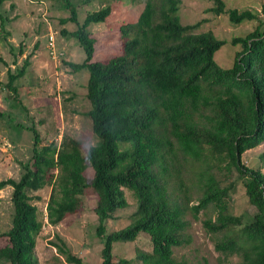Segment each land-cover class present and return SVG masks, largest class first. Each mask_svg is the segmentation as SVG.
I'll list each match as a JSON object with an SVG mask.
<instances>
[{
    "label": "trees",
    "instance_id": "16d2710c",
    "mask_svg": "<svg viewBox=\"0 0 264 264\" xmlns=\"http://www.w3.org/2000/svg\"><path fill=\"white\" fill-rule=\"evenodd\" d=\"M6 1L0 0V7ZM63 2L68 17L62 22L75 29L61 33L74 38L84 52L82 61L64 65L73 74L88 73L87 115L98 143L58 160L54 144L41 146L33 125L16 124L32 133V155L20 164L18 179L0 180V191L11 188V226L0 235L6 239L0 249L6 261L38 264L35 245L43 221L33 202L40 200L36 192L49 187L45 217L50 226L84 211L87 190L102 199L92 209L95 234L102 241L98 264H128L113 256V244L134 242L141 235L150 246L148 251L137 250L142 264H187L173 258V248L185 242L184 216L192 211L196 217L209 208L214 217H207L202 226L212 236L214 249L237 256L239 264H264V173L241 161L245 151L264 142V3L261 20L249 10L225 9L222 0H213L209 10L226 14L234 25L258 21L248 34L228 42L211 31L196 32L201 22L182 25L180 0H146L136 21L119 27L120 53L95 60L96 39L88 27L104 23L111 6L88 12L80 22L77 6L71 0ZM5 20L0 14V28ZM227 43L239 50L232 65L223 68L214 54ZM30 57L15 73L7 70L6 88L14 95L15 82L25 75ZM66 147L61 145L62 154ZM182 164L191 168L198 195L196 205L188 209L189 200L183 203L178 195L172 196L182 190ZM87 166L90 180L85 177ZM237 181L251 207L245 215H234L229 208ZM125 191L135 198L137 209L128 225L109 232L107 220L127 206ZM58 241L54 247L66 263L84 264Z\"/></svg>",
    "mask_w": 264,
    "mask_h": 264
},
{
    "label": "rangeland",
    "instance_id": "374dc122",
    "mask_svg": "<svg viewBox=\"0 0 264 264\" xmlns=\"http://www.w3.org/2000/svg\"><path fill=\"white\" fill-rule=\"evenodd\" d=\"M77 6L78 19L81 22L88 12L111 6L112 13L104 23L91 24L88 30L96 39L95 60H105L120 53L119 27L137 20L146 0H71ZM225 9L237 11L249 10L259 19H263L260 8L264 0H222ZM213 0H180L178 16L182 25L201 22L196 32L211 31L218 39L230 41L234 37H243L258 24L257 20L244 21L234 25L226 14L215 15L209 9ZM0 14L6 19L0 28V109L6 117L0 118V180L18 179L22 173L21 163H26L32 155V133L16 127L33 125L41 139V146L54 144L58 160L70 158L78 149L85 151L90 145L98 143L91 130V119L87 115L89 102L86 99V80L88 73L81 71L71 73L64 62H80L84 52L76 40L61 33L72 31L75 26L62 21L68 17L63 0H8L0 7ZM53 37V49L49 47V37ZM19 49L23 57L19 56ZM239 47L226 44L214 54L215 62L228 68L232 65ZM36 54L45 62L42 72L26 68L25 75L15 84L18 95L6 88L8 72L21 68L24 58ZM30 59V58H29ZM28 59V61H29ZM13 60H16L13 64ZM70 140L78 143L75 147ZM65 143L66 152L61 153ZM241 161L249 168L259 169L264 173V142L245 151ZM182 190H175L181 202L187 203V209L196 205L197 194L193 187V174L188 165H180ZM92 172L89 166L85 177L90 180ZM223 178V177H222ZM232 179V177H231ZM230 179V180H231ZM234 179V177H233ZM189 191L184 199V192ZM50 188L44 187L36 192L40 200L37 206L39 219L43 221L42 229L36 239L35 256L38 264H68L54 247L62 240L74 256L81 258L84 264H98L102 241L97 238L95 228L96 216L92 209L102 199L90 190L84 196V211L66 216L59 224L50 226L46 223L45 206ZM11 188L0 191V235L11 226L12 204ZM127 206L115 211L107 220L109 232L119 230L131 222L137 209V202L132 194L125 191ZM229 208L234 215H245L251 207L240 181L236 182L235 191L231 193ZM185 206V205H184ZM211 208L200 211L196 217L188 211L184 216L188 225L184 232V245L173 248V258L184 260L187 264H239L235 255L224 256L214 249L212 236L207 234L202 221L214 217ZM6 239L0 236V249ZM137 250L148 251L150 246L144 236L134 242H115L112 254L116 258L128 260V264H142L136 257ZM6 254L0 250V264H9Z\"/></svg>",
    "mask_w": 264,
    "mask_h": 264
},
{
    "label": "crops",
    "instance_id": "0c3cea01",
    "mask_svg": "<svg viewBox=\"0 0 264 264\" xmlns=\"http://www.w3.org/2000/svg\"><path fill=\"white\" fill-rule=\"evenodd\" d=\"M23 56L24 55H21V57H23ZM37 56L38 55H36V54L31 55V57L29 59L28 67H29L30 70L34 69V70H36V72L40 73V72L43 71V69H41V68L44 65V63H42V62H45V60L44 59H40Z\"/></svg>",
    "mask_w": 264,
    "mask_h": 264
},
{
    "label": "built area",
    "instance_id": "2783aa9c",
    "mask_svg": "<svg viewBox=\"0 0 264 264\" xmlns=\"http://www.w3.org/2000/svg\"><path fill=\"white\" fill-rule=\"evenodd\" d=\"M52 41H53V37L52 36H50L49 37V47L51 48V50L53 49V44H52Z\"/></svg>",
    "mask_w": 264,
    "mask_h": 264
}]
</instances>
